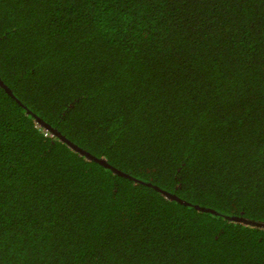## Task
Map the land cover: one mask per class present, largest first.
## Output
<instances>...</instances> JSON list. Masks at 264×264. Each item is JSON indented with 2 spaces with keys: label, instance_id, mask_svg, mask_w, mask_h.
<instances>
[{
  "label": "trees",
  "instance_id": "trees-1",
  "mask_svg": "<svg viewBox=\"0 0 264 264\" xmlns=\"http://www.w3.org/2000/svg\"><path fill=\"white\" fill-rule=\"evenodd\" d=\"M0 78V264H264V0H0Z\"/></svg>",
  "mask_w": 264,
  "mask_h": 264
},
{
  "label": "water",
  "instance_id": "water-1",
  "mask_svg": "<svg viewBox=\"0 0 264 264\" xmlns=\"http://www.w3.org/2000/svg\"><path fill=\"white\" fill-rule=\"evenodd\" d=\"M0 86L4 87L9 94H11L13 96V92L10 89V87L5 84V82L0 78ZM18 103L21 104L24 107H27V105H25V103H23L21 100L17 99ZM28 113H31L33 116H37L38 121L45 126L46 129L52 131V133L54 135L59 136L63 141L67 142L70 147H72L75 151L80 152L83 155H86L89 159L91 160H95L98 163L105 165L106 167H109L110 169H112L115 173L122 175V176H126V177H131V175L125 171H122L121 169L117 168L116 166L112 165L111 163H109L105 158L103 157H98L94 154H92L91 152H89L88 150L82 148L81 146L77 145L76 143H74L73 141H71L69 138H67L65 135H63L58 129L54 128L53 126H51L49 123H47L45 120H43V118L39 117L36 113H34L31 109H27ZM148 185L153 186L155 189H157L158 191L162 192L166 197H168L171 200H176L180 203H183L185 205H193L196 209L204 211V212H214L216 214H219V212H217L214 208L208 207V206H203V205H195L192 204L191 202L187 201L186 199L181 198L180 196H178L177 194L170 192L168 190H165L163 188H161L160 186L153 184L151 182L147 183ZM226 218H228L229 220H234V221H238V222H243L244 224L247 225H253V226H258V227H262L264 228V221L263 220H255V219H251L245 216H237V215H226Z\"/></svg>",
  "mask_w": 264,
  "mask_h": 264
}]
</instances>
